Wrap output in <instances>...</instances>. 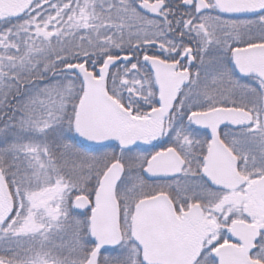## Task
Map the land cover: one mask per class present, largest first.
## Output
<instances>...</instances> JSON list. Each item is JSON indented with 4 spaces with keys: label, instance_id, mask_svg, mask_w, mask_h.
Returning a JSON list of instances; mask_svg holds the SVG:
<instances>
[{
    "label": "snow or ice",
    "instance_id": "6c2138e0",
    "mask_svg": "<svg viewBox=\"0 0 264 264\" xmlns=\"http://www.w3.org/2000/svg\"><path fill=\"white\" fill-rule=\"evenodd\" d=\"M0 264H264V0H0Z\"/></svg>",
    "mask_w": 264,
    "mask_h": 264
}]
</instances>
